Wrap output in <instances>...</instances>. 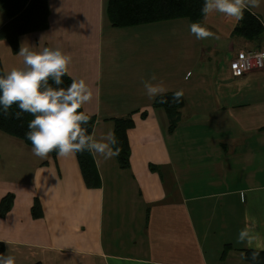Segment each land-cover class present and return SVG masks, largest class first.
<instances>
[{
  "label": "crops",
  "instance_id": "1",
  "mask_svg": "<svg viewBox=\"0 0 264 264\" xmlns=\"http://www.w3.org/2000/svg\"><path fill=\"white\" fill-rule=\"evenodd\" d=\"M107 2L49 0L48 28L19 45L71 56V77L93 93L83 109L96 116L94 140L108 142L114 119L131 115L129 166L96 154L101 183L89 186L77 154L40 158L0 130V200L15 196L0 216L1 253L16 264H246L239 231L251 223L264 243V68L236 77L231 63L264 50V36L233 35L238 22L215 12L201 23L214 34L204 40L189 18L114 27ZM250 11L264 25V3ZM7 19L0 5V27ZM0 60L5 73L23 66L6 39ZM153 75L183 90L173 132L146 94Z\"/></svg>",
  "mask_w": 264,
  "mask_h": 264
},
{
  "label": "clouds",
  "instance_id": "2",
  "mask_svg": "<svg viewBox=\"0 0 264 264\" xmlns=\"http://www.w3.org/2000/svg\"><path fill=\"white\" fill-rule=\"evenodd\" d=\"M261 3L264 0H204L201 11L205 17L215 12L239 22L245 11ZM189 30L198 40L214 35L200 22L191 23ZM18 55L23 57V66L0 74V114L12 115V106L16 105L19 109L14 113L16 118L24 113L34 117L28 122L26 132L32 153L40 158H46L53 151L61 157L84 152L93 156L103 154L105 159L118 157L120 147L114 131L107 133L108 142L96 141L88 132L86 126L91 116L82 108L92 99L93 93L85 79L71 77V56L59 47L34 50L29 44H23ZM66 75L72 82L64 87ZM155 79L153 75L151 80L144 81L146 94L152 100L159 98L160 103H167V89L162 83H152ZM182 96L183 90L176 91L173 102H178ZM261 241L262 237L255 234L251 223L239 231L238 242L249 249L244 257L246 264H264V243ZM0 264H16L15 257L0 253Z\"/></svg>",
  "mask_w": 264,
  "mask_h": 264
},
{
  "label": "trees",
  "instance_id": "3",
  "mask_svg": "<svg viewBox=\"0 0 264 264\" xmlns=\"http://www.w3.org/2000/svg\"><path fill=\"white\" fill-rule=\"evenodd\" d=\"M0 5L6 13L7 21L0 27V39H6L10 42L14 52L20 49L19 37L29 32L44 30L49 26V0H0ZM204 0H108L106 12L109 20L114 27H127L146 23H154L176 18H189L191 22L202 23L205 16L201 9ZM233 35L242 36L248 40L259 41L264 36V25L262 21L250 10L245 11L244 18L240 20ZM4 69L0 60V74ZM64 87L68 86L72 80L65 76ZM55 86V85H53ZM173 92H167V103H160L159 98L154 100L153 105L157 108H164L170 119L169 131L173 132L180 121L181 109L185 104L184 95L178 102H173ZM19 111L16 105L12 106V115L0 114V130L22 139L27 145L32 147L31 141L26 137L28 122L34 117L29 113H24L21 118H16L14 113ZM82 111L84 109L82 108ZM85 112V111H84ZM88 114V113H87ZM90 115V114H89ZM91 120L86 126L89 134L92 136L96 116L90 115ZM115 135L119 141L120 154L117 157L120 167L127 168L130 160V143L128 130L134 126L131 115L115 118ZM52 155H57L55 151ZM77 158L89 186L100 185L101 180L97 170L94 156L91 153H77ZM14 194L9 193L0 200V216L5 217L11 210L14 203ZM32 215L34 218L43 216L41 202L36 199L32 206ZM3 245L0 244V253L3 251ZM230 245L226 246L227 252ZM249 249L244 250V257ZM264 256V253H262ZM34 264H42L37 262Z\"/></svg>",
  "mask_w": 264,
  "mask_h": 264
},
{
  "label": "built area",
  "instance_id": "4",
  "mask_svg": "<svg viewBox=\"0 0 264 264\" xmlns=\"http://www.w3.org/2000/svg\"><path fill=\"white\" fill-rule=\"evenodd\" d=\"M234 76L240 77L248 72L264 68V50H242L231 63Z\"/></svg>",
  "mask_w": 264,
  "mask_h": 264
},
{
  "label": "rangeland",
  "instance_id": "5",
  "mask_svg": "<svg viewBox=\"0 0 264 264\" xmlns=\"http://www.w3.org/2000/svg\"><path fill=\"white\" fill-rule=\"evenodd\" d=\"M122 73V72H121Z\"/></svg>",
  "mask_w": 264,
  "mask_h": 264
}]
</instances>
